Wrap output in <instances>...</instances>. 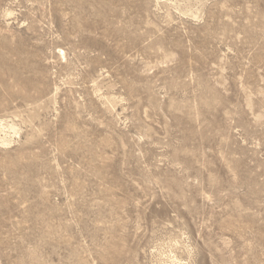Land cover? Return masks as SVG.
<instances>
[{"label": "rangeland", "instance_id": "rangeland-1", "mask_svg": "<svg viewBox=\"0 0 264 264\" xmlns=\"http://www.w3.org/2000/svg\"><path fill=\"white\" fill-rule=\"evenodd\" d=\"M0 264H264V0H0Z\"/></svg>", "mask_w": 264, "mask_h": 264}, {"label": "bare ground", "instance_id": "bare-ground-1", "mask_svg": "<svg viewBox=\"0 0 264 264\" xmlns=\"http://www.w3.org/2000/svg\"><path fill=\"white\" fill-rule=\"evenodd\" d=\"M5 140V137H0V141H4Z\"/></svg>", "mask_w": 264, "mask_h": 264}]
</instances>
